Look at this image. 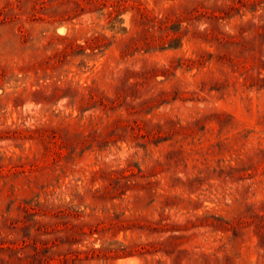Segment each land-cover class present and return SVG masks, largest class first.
<instances>
[{
	"label": "rangeland",
	"instance_id": "obj_1",
	"mask_svg": "<svg viewBox=\"0 0 264 264\" xmlns=\"http://www.w3.org/2000/svg\"><path fill=\"white\" fill-rule=\"evenodd\" d=\"M133 260L264 264V0H0V264Z\"/></svg>",
	"mask_w": 264,
	"mask_h": 264
},
{
	"label": "trees",
	"instance_id": "obj_2",
	"mask_svg": "<svg viewBox=\"0 0 264 264\" xmlns=\"http://www.w3.org/2000/svg\"><path fill=\"white\" fill-rule=\"evenodd\" d=\"M60 211L62 212L61 214H65V210H60ZM63 224L66 225L65 229L67 230L68 233L65 235L57 236L53 242L54 245H59L60 243H72L74 240L77 241V238L79 235L87 234V231L85 230L84 226H81V225L76 224V223H70V222L69 223L64 222ZM59 231H62V229H60ZM90 231L92 233L91 227H90ZM68 254H69V252L62 253L60 255L58 262L67 261L69 259Z\"/></svg>",
	"mask_w": 264,
	"mask_h": 264
},
{
	"label": "bare ground",
	"instance_id": "obj_3",
	"mask_svg": "<svg viewBox=\"0 0 264 264\" xmlns=\"http://www.w3.org/2000/svg\"><path fill=\"white\" fill-rule=\"evenodd\" d=\"M128 262V261H127ZM133 263H134V260H133ZM135 264V263H134ZM137 264H138V262H137Z\"/></svg>",
	"mask_w": 264,
	"mask_h": 264
}]
</instances>
